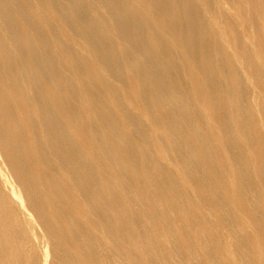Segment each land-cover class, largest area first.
<instances>
[{"label": "bare ground", "instance_id": "obj_1", "mask_svg": "<svg viewBox=\"0 0 264 264\" xmlns=\"http://www.w3.org/2000/svg\"><path fill=\"white\" fill-rule=\"evenodd\" d=\"M0 264H264V0H0Z\"/></svg>", "mask_w": 264, "mask_h": 264}]
</instances>
